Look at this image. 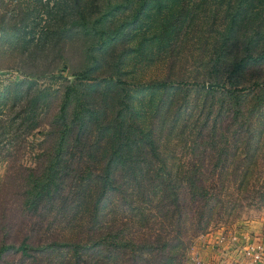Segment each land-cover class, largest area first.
<instances>
[{"label": "trees", "instance_id": "obj_1", "mask_svg": "<svg viewBox=\"0 0 264 264\" xmlns=\"http://www.w3.org/2000/svg\"><path fill=\"white\" fill-rule=\"evenodd\" d=\"M10 1L0 264H184L264 200V0Z\"/></svg>", "mask_w": 264, "mask_h": 264}, {"label": "rangeland", "instance_id": "obj_2", "mask_svg": "<svg viewBox=\"0 0 264 264\" xmlns=\"http://www.w3.org/2000/svg\"><path fill=\"white\" fill-rule=\"evenodd\" d=\"M3 5L7 10H13L14 15L17 13L18 4H16V2L5 0V4ZM13 60L14 59H12L11 56L7 55L4 52H0V70L5 71L4 73H0V91L8 83L21 78L20 73L16 70L7 71L5 69L14 63ZM64 63V61L59 62V64L55 66V69H61L64 74H68L69 72H71V70L67 66L63 65ZM37 69L42 70L43 66H37ZM58 83L59 81H56L52 84V86H56V84ZM38 84L49 83L47 80H41ZM175 96L176 99H181L183 97V93L178 92ZM37 138H39L38 135H36L35 137H30L31 140ZM174 144L175 141L171 139L168 150L170 149V147L176 148ZM178 147L180 148V145ZM262 150L264 151V141L262 143ZM263 158L264 154L260 161L257 163V167L256 165L253 167L254 169L260 168L262 166V162H264ZM21 160L25 163H30V159L27 154H25ZM177 163L178 161L174 162L172 166L175 167ZM5 167L6 163L4 162V160L0 159V179L4 173ZM263 175L264 174L262 173V176L259 177V181L263 180ZM252 176L253 177L251 179H248L249 183L256 186L258 175L254 172ZM248 189L252 191L251 187H248ZM253 194L255 195H249L247 197L248 200H250V204H245L241 207H238L237 210L234 211V215L225 221L221 220L213 222L204 234H201L192 239L191 245L186 250L184 264H191L189 256L193 253H198L202 259L205 258V256H208L213 262L215 261L217 256L219 260H227L228 258H231V256L234 257L236 255L242 254V250L248 244H251V242H253V238L258 237L260 234H264V200L262 202H257V194ZM243 195H245V191L243 189H240L238 192V196ZM197 238H199V240H197ZM221 255L223 257H219ZM203 261L205 262L206 260L203 259Z\"/></svg>", "mask_w": 264, "mask_h": 264}, {"label": "built area", "instance_id": "obj_3", "mask_svg": "<svg viewBox=\"0 0 264 264\" xmlns=\"http://www.w3.org/2000/svg\"><path fill=\"white\" fill-rule=\"evenodd\" d=\"M242 255L248 260L249 264H257L264 258V247L259 243L248 244L243 250ZM191 264H205L198 253L189 256Z\"/></svg>", "mask_w": 264, "mask_h": 264}, {"label": "crops", "instance_id": "obj_4", "mask_svg": "<svg viewBox=\"0 0 264 264\" xmlns=\"http://www.w3.org/2000/svg\"><path fill=\"white\" fill-rule=\"evenodd\" d=\"M206 237V236H205ZM200 238V237H199ZM199 238H197V240H199ZM202 241V240H201ZM253 243H259L264 247V234H260L258 237L253 238ZM207 249V248H206ZM219 257H223L222 255ZM213 258V257H212ZM216 258V257H215ZM204 260H206V264H249L248 260L242 255H236V256H231V258L226 259H221L219 260L218 256L215 259V261H211V258L208 256H205V258H203ZM257 264H264V258L263 260H261L259 263Z\"/></svg>", "mask_w": 264, "mask_h": 264}, {"label": "water", "instance_id": "obj_5", "mask_svg": "<svg viewBox=\"0 0 264 264\" xmlns=\"http://www.w3.org/2000/svg\"><path fill=\"white\" fill-rule=\"evenodd\" d=\"M4 72H5L4 70H0V73H4ZM213 86H215V84H209V83H208V84L206 85L207 88H211V87H213Z\"/></svg>", "mask_w": 264, "mask_h": 264}]
</instances>
